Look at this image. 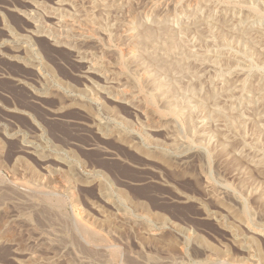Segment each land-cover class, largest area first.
Instances as JSON below:
<instances>
[{
    "label": "rangeland",
    "instance_id": "1",
    "mask_svg": "<svg viewBox=\"0 0 264 264\" xmlns=\"http://www.w3.org/2000/svg\"><path fill=\"white\" fill-rule=\"evenodd\" d=\"M0 264H264V0H0Z\"/></svg>",
    "mask_w": 264,
    "mask_h": 264
},
{
    "label": "bare ground",
    "instance_id": "2",
    "mask_svg": "<svg viewBox=\"0 0 264 264\" xmlns=\"http://www.w3.org/2000/svg\"><path fill=\"white\" fill-rule=\"evenodd\" d=\"M110 1V0H109ZM100 2V1H99ZM103 2V1H102ZM179 2V1H178ZM255 11V10H254ZM262 11V10H261ZM257 12H258V10H257ZM261 14V13H260ZM260 16V15H259ZM194 18V17H193ZM91 19V18H90ZM243 33L244 34H248L249 33V29H246V30H244L243 31ZM156 34H157V32H156ZM145 37H143V38H145V41L146 40H148V39H150V37L152 36V32L150 31V30H146L145 31V35H144ZM142 41H144V40H142ZM123 64V63H122ZM124 65V64H123ZM124 67H125V65H124ZM257 72V71H256ZM151 96V95H150ZM153 96V95H152ZM154 97V96H153ZM145 98V100L147 101V102H149V103H151L152 102V99H151V97H149V96H147V95H144V97H143V99ZM155 100V99H154ZM148 104V103H147ZM228 114V113H227ZM178 149V148H177ZM46 197H47V195H46ZM45 199V198H44ZM50 199V198H49ZM60 204V203H59ZM59 204H57V206H59ZM243 216H244V214H243ZM245 217V216H244ZM82 224V223H81ZM81 227H82V232L84 233V236H86L87 237V239L89 240V241H91V242H93L94 243V241H98L99 239H101L99 236L101 235H99L98 236V234L94 231V230H92V229H90L88 226H86V225H81ZM80 228V227H79ZM105 242V241H104ZM106 243V242H105ZM114 252V254H117V251H113ZM119 254V253H118ZM117 256V255H116ZM115 257V256H114Z\"/></svg>",
    "mask_w": 264,
    "mask_h": 264
}]
</instances>
